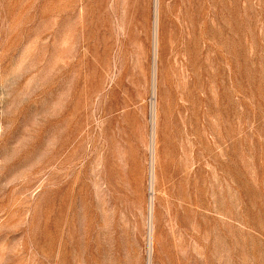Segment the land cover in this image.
<instances>
[{
  "label": "rangeland",
  "instance_id": "obj_1",
  "mask_svg": "<svg viewBox=\"0 0 264 264\" xmlns=\"http://www.w3.org/2000/svg\"><path fill=\"white\" fill-rule=\"evenodd\" d=\"M0 264H264V0H0Z\"/></svg>",
  "mask_w": 264,
  "mask_h": 264
},
{
  "label": "bare ground",
  "instance_id": "obj_2",
  "mask_svg": "<svg viewBox=\"0 0 264 264\" xmlns=\"http://www.w3.org/2000/svg\"><path fill=\"white\" fill-rule=\"evenodd\" d=\"M156 1V0H155ZM152 140V139H151ZM152 143V142H151ZM151 147V146H150ZM151 149H153V148H151ZM150 149V150H151ZM152 152H151V161H152ZM152 176H153V170H152V166L150 165V178H152ZM151 228V227H150ZM151 230V229H150ZM150 232V231H149ZM149 238V237H148Z\"/></svg>",
  "mask_w": 264,
  "mask_h": 264
}]
</instances>
